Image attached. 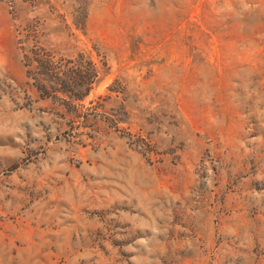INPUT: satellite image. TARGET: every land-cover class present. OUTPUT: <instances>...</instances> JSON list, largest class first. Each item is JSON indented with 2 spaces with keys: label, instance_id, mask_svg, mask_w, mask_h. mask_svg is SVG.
<instances>
[{
  "label": "rangeland",
  "instance_id": "374dc122",
  "mask_svg": "<svg viewBox=\"0 0 264 264\" xmlns=\"http://www.w3.org/2000/svg\"><path fill=\"white\" fill-rule=\"evenodd\" d=\"M0 264H264V0H0Z\"/></svg>",
  "mask_w": 264,
  "mask_h": 264
},
{
  "label": "trees",
  "instance_id": "16d2710c",
  "mask_svg": "<svg viewBox=\"0 0 264 264\" xmlns=\"http://www.w3.org/2000/svg\"><path fill=\"white\" fill-rule=\"evenodd\" d=\"M37 64L38 69L46 76L48 88L52 85L72 100L86 95L95 80L96 71L91 61H79L75 59L53 58L51 54L33 58L31 61ZM42 88H46L39 83Z\"/></svg>",
  "mask_w": 264,
  "mask_h": 264
}]
</instances>
